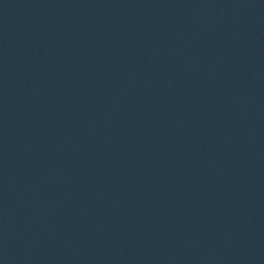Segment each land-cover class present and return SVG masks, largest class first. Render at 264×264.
<instances>
[{
  "label": "water",
  "instance_id": "95a60500",
  "mask_svg": "<svg viewBox=\"0 0 264 264\" xmlns=\"http://www.w3.org/2000/svg\"><path fill=\"white\" fill-rule=\"evenodd\" d=\"M0 264H264V0H0Z\"/></svg>",
  "mask_w": 264,
  "mask_h": 264
}]
</instances>
